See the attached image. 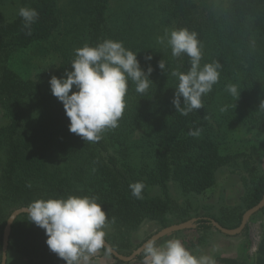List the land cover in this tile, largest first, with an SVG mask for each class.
Masks as SVG:
<instances>
[{
    "label": "trees",
    "instance_id": "trees-1",
    "mask_svg": "<svg viewBox=\"0 0 264 264\" xmlns=\"http://www.w3.org/2000/svg\"><path fill=\"white\" fill-rule=\"evenodd\" d=\"M158 1V9L165 15L162 25L195 31L202 45L201 65L219 62V80L202 96V108L182 115L172 104L178 79L171 73H186L190 58L182 55L172 61L162 54L165 72L158 63L144 65L145 71L153 68V82L144 94L136 92L134 82H128L118 127L106 129L98 142H85L69 131V118L52 95L49 80L71 71L75 49L110 39V0H24L20 7L39 13L31 35L18 13L11 20L0 14V107L6 121L0 127V253L8 218L37 199L95 196L107 213L104 229H111L105 240L124 256L141 246L134 248L129 237L144 223L166 228L198 219L192 231H218L210 218L190 216V210L171 198L172 182L185 193L210 199L217 189L218 173L244 164L241 205L223 209L222 219L211 218L231 230L239 228L244 214L263 200L264 172L252 163L251 155L223 153L215 139V125L247 126L264 134V110L259 108L264 101V0H228L218 9L207 6L206 14L190 0ZM51 40L56 41L52 52L60 66L44 75L43 83L23 78L12 68L15 53ZM154 46L147 45L145 50L156 52ZM228 85L237 86L240 95L232 96ZM29 99L37 101L36 124L31 137L23 139L19 109ZM196 129L201 130L198 137L188 135ZM52 145L61 158L57 168H50L47 154L39 152ZM136 181L145 184L143 199L131 194L129 184ZM152 187L162 188L164 197L151 196ZM46 239L43 229L28 221L27 214L21 215L12 228L7 264L10 253L22 256L24 264H65L49 250ZM215 262L264 264V234L252 263L249 257H218Z\"/></svg>",
    "mask_w": 264,
    "mask_h": 264
},
{
    "label": "clouds",
    "instance_id": "clouds-1",
    "mask_svg": "<svg viewBox=\"0 0 264 264\" xmlns=\"http://www.w3.org/2000/svg\"><path fill=\"white\" fill-rule=\"evenodd\" d=\"M18 15L23 27L31 35V26L39 13L31 7H20ZM157 42L171 47L172 55L190 58V68L185 72L172 71L178 79L172 104L176 112L187 116L203 107L202 96L212 91L218 82L221 64L213 61L201 65L202 45L197 33L187 28L165 30ZM151 60V56L145 57ZM71 71L53 75L49 80L51 93L63 104L69 118V131L85 142H98L106 129L118 127L123 116L128 82L136 85V92L144 94L153 81V68L145 71L137 59V53L124 47L122 41L105 39L95 46L85 44L75 49ZM158 67L165 72L161 59ZM227 91L234 97L240 95L235 85ZM182 98V99H181ZM264 110V101L259 105ZM224 111V109H221ZM201 130H189L188 135L198 137ZM27 187H31L29 183ZM131 194L143 199V181L129 184ZM28 221L45 231L49 250L65 261V264H81L95 255L105 244V225L108 217L95 196L70 195L67 198L37 199L27 207ZM3 254V253H0ZM6 260L5 254H3ZM143 264H216L208 255H194L180 239H170L163 245L149 240L144 245Z\"/></svg>",
    "mask_w": 264,
    "mask_h": 264
},
{
    "label": "rangeland",
    "instance_id": "rangeland-1",
    "mask_svg": "<svg viewBox=\"0 0 264 264\" xmlns=\"http://www.w3.org/2000/svg\"><path fill=\"white\" fill-rule=\"evenodd\" d=\"M24 0H0V14L8 20L13 19ZM155 0H110L109 23L112 30L110 39L122 41L124 47L137 53V59L143 68L146 63H158V59H164V54L168 59L175 60L176 57L170 52V47L157 42V37L163 36L165 30L174 29L170 26L162 25L164 13L158 9L159 1ZM194 4L201 6V11H205L207 6L218 9L225 6L228 0H190ZM143 2H150L145 3ZM133 26L138 29L134 32ZM137 32V34H136ZM138 35V36H137ZM55 40L48 43L37 44L27 50H22L14 54L11 60L12 68L23 78L31 79L38 83H43L44 75L53 74L60 66L59 59L53 54L52 47ZM155 51L145 50L147 45L153 46ZM143 48H139V47ZM153 49V48H152ZM152 59L146 60L145 57ZM171 62V61H170ZM35 99L24 102L19 109L21 119L20 137L27 139L31 137V132L36 124ZM4 115L0 107V127L5 124ZM215 139L220 144L223 153H240L251 155L252 163L264 172V134L245 126L228 127L225 125H215ZM39 152L47 156L50 168H57L61 163L59 151L52 145L46 148H39ZM246 166L244 164L235 165L229 169H223L217 175V189L210 199H204L182 191L178 183L169 184V194L183 208L190 210L192 217H206L222 219L223 209H232L241 205L245 195L244 184L241 180L246 176ZM151 196H163L164 192L160 187H152L149 190ZM176 218L175 215H172ZM176 225V224H171ZM168 226V227H170ZM165 227L158 223H144L138 230L133 232L129 239L132 245L138 247L144 244L153 235L160 232ZM106 235L111 229L106 227ZM264 234V210L254 215L248 222L244 232L236 237L212 230L209 232L183 231L168 236L156 244L163 245L170 239H180L184 246L193 254L208 255L214 260L218 257L244 258L249 257L251 263L255 259L258 247ZM135 251L132 250L130 255ZM9 264H24L25 259L16 254L10 253ZM144 256L140 260H135L130 264H143ZM81 264H124L115 259L110 254H106L102 248L89 257L87 261L82 260Z\"/></svg>",
    "mask_w": 264,
    "mask_h": 264
},
{
    "label": "water",
    "instance_id": "water-1",
    "mask_svg": "<svg viewBox=\"0 0 264 264\" xmlns=\"http://www.w3.org/2000/svg\"><path fill=\"white\" fill-rule=\"evenodd\" d=\"M262 210H264V198L263 200L256 205L255 207L249 209L243 216L242 219V223L240 225L239 228L237 229H227L222 227L219 223H217L214 220H211L212 225L221 233L230 236V237H236L240 234H242L245 230V228L248 225V222L250 221V219L260 213ZM27 214V208H21V209H17L15 210L11 216L8 218L7 221V225L4 231V241H3V251L2 253L5 254L6 260L4 259V256L2 254V263L1 264H7V260H8V250H9V240H10V235L12 232V228L14 223L16 222V220L21 216ZM198 221V219H193L189 222H184L181 224H176V225H172L170 227H166L164 229H162L160 232H158L157 234L153 235L150 239H148L145 243H147L149 240H154L156 243L159 242L160 240L183 232V231H187V230H191L196 228L195 223ZM144 244H142L137 250H135L131 255L129 256H124L122 254H120L119 252H117L111 245L110 243L105 240V244H104V249L111 255L113 256L115 259L124 262V263H131L134 260H136L139 256H141L144 253Z\"/></svg>",
    "mask_w": 264,
    "mask_h": 264
}]
</instances>
